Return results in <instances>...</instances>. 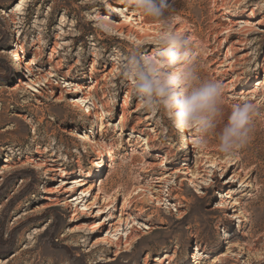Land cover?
Masks as SVG:
<instances>
[{"label":"rangeland","instance_id":"obj_1","mask_svg":"<svg viewBox=\"0 0 264 264\" xmlns=\"http://www.w3.org/2000/svg\"><path fill=\"white\" fill-rule=\"evenodd\" d=\"M164 3L252 140L201 150L141 108L119 60L160 49L125 0H0V264H264V0Z\"/></svg>","mask_w":264,"mask_h":264},{"label":"clouds","instance_id":"obj_2","mask_svg":"<svg viewBox=\"0 0 264 264\" xmlns=\"http://www.w3.org/2000/svg\"><path fill=\"white\" fill-rule=\"evenodd\" d=\"M125 4L137 15L160 22L153 41L160 49L158 56L134 48L119 60L132 97L178 132H190L198 149L207 148L214 138L220 154L235 157L253 138L257 106L247 100L235 102L225 120L223 85L202 74L193 41L172 26L169 5L164 0H125Z\"/></svg>","mask_w":264,"mask_h":264},{"label":"bare ground","instance_id":"obj_3","mask_svg":"<svg viewBox=\"0 0 264 264\" xmlns=\"http://www.w3.org/2000/svg\"><path fill=\"white\" fill-rule=\"evenodd\" d=\"M249 1H250V0H249ZM22 2H23V1H20V3L16 6V8H15L16 10L19 9V8H22V7H23V6H22V5H23ZM116 8H117L116 6H113V7H112L113 10L117 11ZM131 15L136 16L135 20H136V19L138 20L137 23H138L143 29H146V30L148 31V33H150V34H152V35H154V36L156 35V33H157L158 31H157V27H156V25H155L154 23H152V22H148L147 19H145V18H143V17L137 15V14L135 13V11H132V12H131ZM105 18H107V17H102V16H101V19H102V20H106ZM108 18H109V17H108ZM128 18H129V17H127V19H128ZM178 23H179V22L176 20V21L174 22V25H176V24H178ZM104 24H105L106 26H108V28H112V29H114V30H116V31H119V32H121V33L123 32V28L126 27L124 24H121V23H117V24H116V23H114V22H110V21L105 22ZM181 28H186V27H185V25L182 24V25H181ZM126 30L129 31V32H131V29H126ZM186 30H190V28H187ZM260 32L264 33V30L262 29ZM234 40H235V39H234ZM156 56H158V55H156ZM20 61H21L20 52L15 51L13 62H14V63L18 62V63H19ZM36 64H37V63H36V61H35L34 59H30L29 62L25 65V68H26V70L31 71L32 66H33V65H36ZM238 79H240V77H239ZM257 81H259V79H258ZM263 82H264V80H263ZM257 84H262V81H261V82H258ZM26 85H27L26 88H28L29 90H31V91H32V90H35V89H32V85H31V84L27 83ZM245 85H246V84H245ZM177 133H178V135H179V134L181 135V139H182V141L186 143L187 140H188L186 133H181V132H177ZM85 138H86V140L89 139L88 136H86ZM104 155H105V149L102 148V149H101L100 157L103 158ZM49 170H50V171H53V169H49ZM96 175H97V172L94 173V174L87 173V174L84 175V178H91V177H94V176H96ZM59 182H60L61 184L58 185V186L56 187L55 190H52V188H48V189H45V192H55V191H57V192L61 193V192H64V191H66V192L69 191L67 188H64V186H63V180L60 179ZM55 202H56L55 205H54V204L46 203V204H44V205L39 206L38 208H39V210L49 208L50 206H54V207H56V208H61V207H63V206H68V204H69V201H68V199H67L66 197H62V198H60V199H57ZM97 225H101V223H98ZM95 226H96V225H95ZM106 240L109 241V240H108V237H106ZM166 258H167V257H166V255H165V257H164L163 259H166ZM158 260H159V259H158ZM160 262H161V261H160Z\"/></svg>","mask_w":264,"mask_h":264}]
</instances>
